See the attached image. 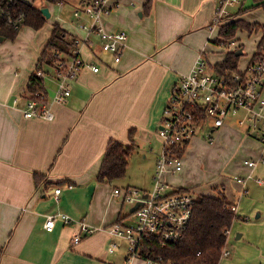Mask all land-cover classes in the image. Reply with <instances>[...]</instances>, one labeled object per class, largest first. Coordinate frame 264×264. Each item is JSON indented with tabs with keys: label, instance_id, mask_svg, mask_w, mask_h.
Here are the masks:
<instances>
[{
	"label": "crops",
	"instance_id": "0c3cea01",
	"mask_svg": "<svg viewBox=\"0 0 264 264\" xmlns=\"http://www.w3.org/2000/svg\"><path fill=\"white\" fill-rule=\"evenodd\" d=\"M149 1H152L151 9L145 11ZM111 2L114 7L103 18L102 26L107 32L118 29L128 32L121 60L114 62L104 54L101 38L92 34L93 43H84L80 53L91 64L102 57L98 71L85 66L72 81L71 94L64 101L55 100L59 81L54 72L50 70L45 77L51 119L26 117L24 112L29 100L26 87L53 24L38 30L23 26L14 38L0 36V264H125L127 241L114 237L110 228L118 221H129L124 213L128 202L122 195L114 194L119 188L116 180H98L109 140L131 143L132 133L136 149L148 145L149 149H145L149 151L155 138L159 139L157 127L173 85L193 69L198 57L204 55L209 69L215 71V65L229 51L242 49L238 67L243 71L252 61L262 37V29L253 31L260 36L256 45L249 48L250 56L242 60L248 49L245 37L249 40L253 32L239 29L233 39L218 42L221 25L213 28L209 25L219 0ZM78 3L79 0L72 3L73 9ZM251 5L252 0L247 3L240 0L231 7L232 14L227 20L242 19L264 25V6L239 12ZM60 6L63 14L65 7ZM72 23L75 31L68 29L70 35H85L77 21ZM173 55H190V58L185 66ZM210 55L214 57L213 64ZM174 66L182 70L176 71ZM230 125L244 130L238 149L242 158L224 168L231 174L200 182L198 175H189L190 169L184 161L181 171L166 172L164 179L171 186L170 176L177 175V184H181L176 189L206 191L200 194L216 196L217 193L208 191L223 189L227 199L237 206L236 213L247 218L253 215L254 220L233 222L226 243L230 254L220 264H264V183L256 181V178L264 179V163L255 166L245 163L264 157L260 137L263 127L251 126L246 109L227 116L219 130H230ZM213 138L209 143L214 145L216 136ZM150 156L152 165L140 184L147 187L148 181V187L152 188L159 152ZM35 173L42 175L38 184ZM204 175L205 180L207 174ZM59 187L62 190L56 196L55 189ZM49 214L57 216L51 231L44 225ZM64 214L72 217L71 224L61 220ZM83 218L97 230L74 242V236L81 233L79 221ZM113 241L118 245L110 251ZM140 263L145 264L142 259L132 262Z\"/></svg>",
	"mask_w": 264,
	"mask_h": 264
},
{
	"label": "built area",
	"instance_id": "2783aa9c",
	"mask_svg": "<svg viewBox=\"0 0 264 264\" xmlns=\"http://www.w3.org/2000/svg\"><path fill=\"white\" fill-rule=\"evenodd\" d=\"M240 0H219L216 12L210 23V28L221 25L231 17V7ZM11 4L13 0L0 1V14L6 15L9 22L18 26L22 16L15 18L4 4ZM114 5L111 0H79L73 9L78 26L85 35H74L75 46L71 55L58 54L60 61L52 71L59 81L55 100L64 101L71 94V83L87 65L98 71L102 57H97L95 64L87 63L80 53L84 43L92 44V34L101 38V49L106 55L119 62L127 46L129 34L125 29L107 32L102 26V20L108 16ZM80 23V24H79ZM242 73H234L230 78L209 69L208 61L200 55L193 69L180 77L173 85L168 104L163 110L162 119L158 127V136L163 145L156 163L155 183L149 191L141 192L134 187L124 189L116 188L114 194L122 195L124 201L135 205L134 220L114 223L110 232L114 237L124 238L127 241V258L125 264H132L136 259H142L145 264H176L164 255L156 253V248L176 243L183 238L193 213L195 197L190 190L170 189V184L165 181L164 173H176L183 169L182 148L189 144L190 138L195 135L198 126L203 125L209 118L213 119L215 127H221L225 118L234 115L240 109L249 113V122L253 128L263 127L261 140L264 143V50L260 56L251 61ZM42 69L37 70L38 76H46ZM26 117L42 116L53 118V113L48 103H40L36 99H29ZM206 117V119L202 118ZM209 135V140L213 141ZM258 162L264 163V157L257 160H245L250 166ZM245 182V179L238 178ZM259 183L264 179L256 178ZM72 187V185H69ZM61 188L55 189L56 196ZM146 194V196H144ZM232 210L237 212V206ZM65 224L72 223V217L61 215ZM57 216L49 214L45 220V228L53 230ZM81 233L74 236V242H79L84 236L93 234L97 228L90 226L86 219L80 221ZM229 229L225 230L228 235ZM116 242H111L110 251L117 247ZM230 250L223 249L222 257L228 256Z\"/></svg>",
	"mask_w": 264,
	"mask_h": 264
},
{
	"label": "trees",
	"instance_id": "16d2710c",
	"mask_svg": "<svg viewBox=\"0 0 264 264\" xmlns=\"http://www.w3.org/2000/svg\"><path fill=\"white\" fill-rule=\"evenodd\" d=\"M48 1L58 4L63 2V0ZM252 1L253 5L241 8L239 12L264 6V0ZM151 6L152 1L147 2L145 11H150ZM4 8L9 10L15 18L22 16V21L16 26L9 22L6 15L0 14V36L5 38H14L23 26H31L38 30L45 25L47 20L40 7L26 0H13L11 4L5 2ZM239 29L249 32L262 29L257 52L252 58V61L256 60L264 50V25L250 24L242 19L224 21L221 24L218 42L226 43L234 38ZM70 34L60 23H53L51 36L40 54L36 69L26 87L25 95L29 99H36L40 103H49L45 76H38L37 70L42 69L48 73L58 65L59 53L71 55L75 40ZM239 58L240 55L236 54V50L229 51L226 58L215 65V71L229 78L236 72L241 74L238 67ZM202 118L206 119V117ZM130 138V144L116 139L109 140L98 175L99 181L110 182L126 175L130 157L136 149L132 133ZM184 150H186V145L180 154ZM41 180V173H35L36 184ZM215 190L216 196L206 194L196 196L192 217L183 238L176 243H170L161 248L157 247L156 253L164 255L176 264H220L228 239L225 230L232 226L235 219L239 218V214L232 210L233 203L227 199L224 190L221 188Z\"/></svg>",
	"mask_w": 264,
	"mask_h": 264
},
{
	"label": "rangeland",
	"instance_id": "374dc122",
	"mask_svg": "<svg viewBox=\"0 0 264 264\" xmlns=\"http://www.w3.org/2000/svg\"><path fill=\"white\" fill-rule=\"evenodd\" d=\"M26 1L33 2L37 7L40 8L49 7L51 9L53 15L47 18L45 24L46 26L47 25L50 26L53 23H60L63 27L65 26L64 28L66 30L71 29L72 31H75V28L72 26L73 24L72 20L77 21V18L72 13V9H73L72 3H74L75 0H63V2L59 4L50 2L48 0H26ZM247 1L250 2L251 0H246V3ZM60 5H63V7H65L63 14ZM254 32L253 34L249 35L250 37L249 40L247 39V37H245V41L246 44L248 45V49H246V54L242 55L243 56L242 60H245L250 56L249 48L253 45H256L257 43L256 40H258L260 34ZM70 36L72 37V35ZM174 57L177 59L178 62H181L182 65L186 66V64L189 61L190 55H173V58ZM209 58H210V62L213 64V60H214L213 55H210ZM174 70L181 71L182 68L179 66H174ZM230 126L232 127V129L230 130L223 129L220 131L219 127L214 126L212 118H209L203 125L200 124L198 126L195 135L190 138L188 147L185 153L183 154V162L186 161V166H188V169H190L189 175L191 177H195V175H198L201 178L200 182H204L211 178H221L227 176L228 174H231V172L225 171L224 168L225 167L229 168L232 165L231 163L233 162V160L237 158L238 159L242 158L243 155L241 153H238V149L242 145L244 130H242L243 128L240 127L237 128L236 125H230ZM213 127L216 128L215 129L216 131L214 132L212 131ZM209 135L214 137L216 136V142L214 145L209 143ZM126 144H130V143H126ZM162 145L163 143L161 139L160 138L158 139L156 137L149 151L145 149V148L149 149L148 145L142 146V149L139 148H138L139 150L136 149L130 157V162L126 175L122 178L116 179L119 188L124 189L127 187H134L139 189L141 192L145 191L146 189L149 190L151 187H148V181L146 182L147 187L142 186L140 184V181L144 180V176L148 172V166L150 167L152 165V158H151L152 156L150 155L152 153H156V154L158 152L160 153V150L162 149ZM147 152L151 154H149L148 157L147 156L145 157L144 154H146ZM185 174L187 176L186 171ZM204 174H207L205 180H204L205 177ZM170 180L172 183V185L170 186L171 190H175L180 186L179 184H181V183L177 184V175L176 176L171 175ZM193 180L195 181L197 179L194 178ZM200 192H206V191H200V190L192 191L195 198L200 194ZM211 192H214V194L217 193L216 190L213 191L212 189L211 191H208V193ZM131 207L132 204L125 203L124 213L128 215L127 218L129 221L134 220L135 218L134 213H131L130 211ZM246 218L247 215H244L243 217L242 216L240 217L239 215V218L235 220L240 219L246 221L247 223L250 222V219L251 221L254 220L253 215H251L247 219ZM120 244H121V240H120Z\"/></svg>",
	"mask_w": 264,
	"mask_h": 264
},
{
	"label": "water",
	"instance_id": "95a60500",
	"mask_svg": "<svg viewBox=\"0 0 264 264\" xmlns=\"http://www.w3.org/2000/svg\"><path fill=\"white\" fill-rule=\"evenodd\" d=\"M41 10L47 18H49L51 16V12L49 10V7H43V8H41ZM241 53H242V49H240V51L236 52L237 55H239ZM144 196H146V194ZM139 204H140V202H137L135 205H133V207L131 208V211H134L138 207Z\"/></svg>",
	"mask_w": 264,
	"mask_h": 264
}]
</instances>
